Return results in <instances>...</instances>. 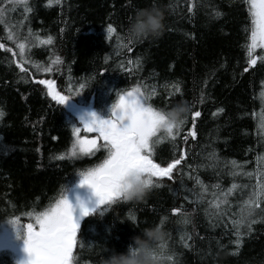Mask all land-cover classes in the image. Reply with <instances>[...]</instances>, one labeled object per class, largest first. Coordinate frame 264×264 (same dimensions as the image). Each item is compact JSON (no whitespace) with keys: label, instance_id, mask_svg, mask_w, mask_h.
<instances>
[{"label":"trees","instance_id":"trees-1","mask_svg":"<svg viewBox=\"0 0 264 264\" xmlns=\"http://www.w3.org/2000/svg\"><path fill=\"white\" fill-rule=\"evenodd\" d=\"M189 2L27 0L25 11L22 4L0 0V228L14 216L20 225L28 223L22 213L42 211L64 188L68 198L79 184L78 171L103 159V150L76 160L67 157L78 118L69 107H87L103 119L117 92L140 84L156 90L149 102L158 108L179 101L190 106L180 135L156 145L153 156L166 166L183 149L184 160L172 180L161 178V186L150 188L143 200L119 201L85 216L73 250L76 264H99L105 249L124 252L132 237L157 224L176 264H264V222L255 217L250 232L241 226L239 247L232 223L257 182V170L264 169L257 159L264 154L258 128L264 115V62L244 71L250 21L242 0H191L193 13ZM149 6L162 11L165 28L155 40L137 41L129 51L121 46L127 43L129 17ZM108 23L116 29L111 38ZM49 37L51 43H42ZM49 66L51 71H44ZM40 80L52 81L53 90L68 97L65 104L51 100ZM176 83L181 93L171 87ZM191 111L201 113L195 125ZM189 128L196 138L185 140ZM61 154L65 158L56 159ZM232 161L241 167L234 168ZM197 179L206 188L203 193ZM233 185L227 204L219 205L222 216L217 215L211 201L223 199L219 193ZM174 207L187 213V224L172 214ZM0 264H15L13 255L0 250Z\"/></svg>","mask_w":264,"mask_h":264},{"label":"snow or ice","instance_id":"snow-or-ice-1","mask_svg":"<svg viewBox=\"0 0 264 264\" xmlns=\"http://www.w3.org/2000/svg\"><path fill=\"white\" fill-rule=\"evenodd\" d=\"M11 4H22L25 11H28L27 0H7ZM59 0H49V3ZM247 9V16L250 24L246 27L247 44H246V63L248 68L257 64L260 60L264 62V0H242ZM3 6H0V15H3ZM188 12H194V5L190 2L187 5ZM219 15V13H216ZM131 17H129L130 19ZM116 29L112 23L106 26V34L109 38L113 37ZM117 41L123 40L119 35L115 36ZM8 39H13L9 36ZM42 43H51V37ZM133 42L127 40L122 47L131 51ZM21 52L25 45L20 43L17 45ZM4 46L0 44V48ZM256 49L261 52L256 54ZM10 51V49H9ZM56 63H59L57 59ZM129 64L132 61L128 62ZM139 63V57L137 58ZM19 67V64L17 65ZM44 71H51V67L45 68ZM40 84L47 86L48 95L59 105H64L68 97L55 92L52 87V81L40 80ZM83 85H81V88ZM176 93H181L179 83L171 86ZM77 92L80 91L78 88ZM155 89H148L140 84L131 87L127 91L117 92L115 101L110 105L106 118H99L95 113H88V118H81L82 126L72 125L71 127V147L67 151V157L72 160L84 157L95 156L97 152L103 150L104 157L99 163L86 167L84 170L78 171V186H87L95 201L91 207H86L83 202L76 199L75 203L70 202L66 196L65 188L61 190L58 197L54 198V202H50L42 211H28L22 213L28 217V223L19 224L18 217H12L7 221L14 231L17 232V239L22 241L23 258L18 264H76L77 257L74 255V246L77 245L78 221L81 217L88 216L93 212H103L107 207L121 200V179L130 171L136 172L145 178V184L150 188L160 187L161 178L173 179V170L176 165L180 164L185 157V151L180 150L179 159H172L166 166L162 163L155 162L153 159L156 145L164 140L174 141L180 135L186 118L173 128L168 125L165 130L160 129V124L164 120L162 108L154 106L149 101L155 96ZM173 93L169 90L168 95ZM223 111L218 108L217 112ZM189 114V113H188ZM192 124L195 125L196 117L201 115L200 111H191ZM215 116L216 113H213ZM3 116V112H0ZM261 137H264V115L258 122ZM81 130L84 133H95L94 136H81ZM188 136L196 138V132L191 128L188 129L184 136L186 140ZM55 139V137H53ZM214 155V154H213ZM64 154L56 157L63 160ZM258 163L264 164V154L257 158ZM234 168L241 167L235 161L231 162ZM251 177L253 173H242ZM257 182L247 193V197L243 200L242 211L238 220L232 221L236 239L234 243L239 247L241 243V226L251 231V224L255 223V217L259 216L264 222V169H258L256 172ZM200 185L201 193L206 191L203 184L197 179ZM218 187V186H214ZM237 186L233 185L226 191L219 193L223 199L211 201L212 207L217 209V215L222 213L219 210L220 204H227V197L231 196ZM215 195V193H214ZM259 210V211H257ZM173 215L183 216V223L189 222L186 212H182L180 208H172ZM135 221V217H132ZM161 217V223L164 221ZM160 227V224H157ZM247 232L243 234H247ZM163 239V238H162ZM162 239L161 243L156 245V258L159 264H165L166 261L176 264L173 260L175 253L168 254L165 250ZM187 247L188 245L185 244Z\"/></svg>","mask_w":264,"mask_h":264},{"label":"clouds","instance_id":"clouds-1","mask_svg":"<svg viewBox=\"0 0 264 264\" xmlns=\"http://www.w3.org/2000/svg\"><path fill=\"white\" fill-rule=\"evenodd\" d=\"M165 28L161 10L155 7H145L135 10L127 23L125 38L133 43L142 40H155ZM190 112V106L179 101L172 107L163 110L164 120L160 129L165 130L168 125L173 128L179 125ZM121 200L128 202L143 200L149 187L145 178L134 171L128 172L121 179ZM163 238L161 227L157 225L145 228L139 235L132 237V243L124 252L108 251L103 255L99 264H159L156 258L157 243Z\"/></svg>","mask_w":264,"mask_h":264},{"label":"rangeland","instance_id":"rangeland-1","mask_svg":"<svg viewBox=\"0 0 264 264\" xmlns=\"http://www.w3.org/2000/svg\"><path fill=\"white\" fill-rule=\"evenodd\" d=\"M78 110V108H75ZM84 111V114L87 115L88 113H91L89 108L82 109ZM78 126L81 123V120H79L77 117L75 119ZM82 128V126H80ZM81 136H88L91 138L95 134L93 133H84L82 130L79 133ZM22 249V241L17 239V232L14 231L13 227L10 224L3 225L0 228V250H6L9 251L13 257H14V263L18 264V262L23 258V253L21 251Z\"/></svg>","mask_w":264,"mask_h":264},{"label":"water","instance_id":"water-1","mask_svg":"<svg viewBox=\"0 0 264 264\" xmlns=\"http://www.w3.org/2000/svg\"><path fill=\"white\" fill-rule=\"evenodd\" d=\"M36 82L39 83V81H36ZM40 85L44 86L48 91L47 86H45L43 84H40ZM49 98L51 99L50 96H49ZM69 108H70L71 112L75 113L80 120H81V118H83L85 120L88 118V116L84 114V111L82 109L76 110L75 108H72V107H69ZM77 198H79V200L81 202H83L86 207H89L90 202L95 201V197L93 196L91 190L87 186H77V187H73L70 190L69 195H68L69 201L75 203ZM84 217H81L78 221V230L80 228V224L83 221Z\"/></svg>","mask_w":264,"mask_h":264}]
</instances>
